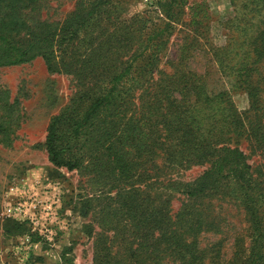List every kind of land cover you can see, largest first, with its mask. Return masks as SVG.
<instances>
[{"label":"trees","instance_id":"trees-1","mask_svg":"<svg viewBox=\"0 0 264 264\" xmlns=\"http://www.w3.org/2000/svg\"><path fill=\"white\" fill-rule=\"evenodd\" d=\"M251 1L252 13L232 28L235 36L229 44L208 48L222 80L216 88L205 75L172 79L170 88L161 84L127 116L131 107L126 82L145 47L124 60L120 44L103 38L105 28L95 35L88 30L112 0H79L73 12L54 23L39 19L41 0H0V67L41 57L49 72L70 74L74 81L68 102L46 127L48 161L95 175L108 187L106 192L114 191L113 197L106 195L114 205L101 213V232L88 264H118L114 240L105 241L112 238L120 239L136 264H157L165 255L177 264H203L206 249L198 246L197 238L211 224L206 223L207 212L194 204L218 195L243 210L249 231L248 246L235 243L224 264H264V159L253 166L234 140L244 135L264 154V0ZM185 2H152L166 22L151 39L172 27ZM122 47L129 53L128 43ZM238 89L250 100L245 112L231 97ZM174 91L183 97H175ZM7 95L0 91L4 141L9 140L16 108ZM193 165L206 167L191 181L170 175ZM176 193L185 201L172 215ZM9 221L17 234L26 231Z\"/></svg>","mask_w":264,"mask_h":264},{"label":"rangeland","instance_id":"rangeland-1","mask_svg":"<svg viewBox=\"0 0 264 264\" xmlns=\"http://www.w3.org/2000/svg\"><path fill=\"white\" fill-rule=\"evenodd\" d=\"M78 1L41 0L38 17L50 23L62 21L74 11ZM155 1L112 0L88 29L95 35L105 28L107 33L103 38L120 44L119 51L124 60L132 51L145 47L143 54L133 63L134 68L126 82L131 107L127 116L132 113L134 105L139 107L143 101L150 100L161 84L166 83V88H170L168 84L172 79L178 82L184 77L205 75L209 86L216 88L222 80L207 52L208 48L228 45L235 36L232 28L246 13H252L253 7L251 0H186L179 9L177 21L171 23L172 27L151 39L156 29L166 22L163 12L152 7ZM123 43L131 46L129 53L126 51L128 47H122ZM261 71L264 74V62ZM74 89L72 75L49 72L41 57L0 67V91H8L9 103L16 101L14 120L12 118L9 125V140L4 141L0 134V264H12L6 260L5 252L18 232L11 221L2 215L6 188L14 180L38 175L58 182L64 192L62 213L66 214L71 225L70 230L58 237L54 244L44 243L37 248L30 264H88L92 261L94 242L101 232V213L108 204L111 208L114 205L111 197L106 195L113 197L114 191L106 192L108 187L95 175L53 166L48 161L44 144L50 117L68 102ZM173 95L183 97L177 91ZM231 97L240 112L248 110L250 100L245 91L233 90ZM0 115H3L2 110ZM234 140L253 166L263 161L264 154L254 150L244 135ZM157 163L162 165L160 158ZM205 167L193 165L179 168L171 171L170 175L174 179L191 181ZM183 201V195H174L172 215ZM194 205L207 212L206 223L211 224L206 225L207 228L197 238L198 246L206 249L207 257L203 264H224L232 257L235 243L244 248L248 246L249 231L244 212L228 197L218 195L197 201ZM113 240L112 252H118L115 262L136 264L128 257L127 247L119 238L105 241L110 244ZM157 264L177 262L172 256L165 255Z\"/></svg>","mask_w":264,"mask_h":264},{"label":"built area","instance_id":"built-area-1","mask_svg":"<svg viewBox=\"0 0 264 264\" xmlns=\"http://www.w3.org/2000/svg\"><path fill=\"white\" fill-rule=\"evenodd\" d=\"M63 194L58 182L42 175L17 179L7 186L2 215L24 225L26 231L11 240L6 260L29 264L37 248L44 243L54 244L70 230L69 218L62 213Z\"/></svg>","mask_w":264,"mask_h":264}]
</instances>
